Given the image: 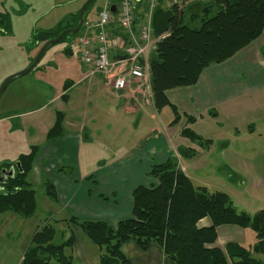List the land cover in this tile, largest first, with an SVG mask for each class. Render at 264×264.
<instances>
[{"label":"rangeland","instance_id":"obj_1","mask_svg":"<svg viewBox=\"0 0 264 264\" xmlns=\"http://www.w3.org/2000/svg\"><path fill=\"white\" fill-rule=\"evenodd\" d=\"M85 1L0 0V16L9 22L8 32L0 34V88L7 78L25 70L44 45H37L33 35L54 30L61 21L79 13ZM105 2L94 1L86 12L87 22L96 21L95 16ZM89 13L94 20H87ZM146 15L138 22V27L145 22ZM116 24L117 19L112 25ZM1 29L4 26L0 24ZM111 41L120 44L123 39L113 33ZM69 44L63 41L48 48L30 73L10 81L0 95V168L14 166L21 155L29 153L31 146H42L58 113L63 114V121L77 123L86 119L85 140L90 139L92 143L86 147V153L77 167L83 174L99 164H115L118 156L127 155L132 149L139 139L138 134H144V139L148 129L154 127L156 136L149 134L150 138L163 136L174 153L181 147L195 151L190 158L178 156V163L193 186L204 187L210 193L228 195L238 212L253 215L264 210V31L246 50L204 70L197 87L176 88L168 93L169 101L176 106L180 116L177 123L170 125L174 114L169 107H165L159 116L155 111L152 114L147 112V117L141 119L142 123L136 131L134 124L137 117L125 116L122 111H119V116L112 115V111L117 110L115 100L111 99L117 95L116 91L105 87V76L91 72L79 62L77 43L73 41ZM68 47L71 56L65 54ZM151 52L149 50V56ZM81 68H85V74L91 78L73 90L71 96L75 100L69 104L66 97L61 98L67 94L65 88L70 82L67 76ZM134 85L130 89L135 88ZM104 90L112 95H105L107 91ZM145 91L151 95L150 89L146 88ZM128 101L131 103L134 99ZM213 109L217 112L215 117L210 116ZM185 115L197 119L193 127L187 125ZM90 116L95 119L94 125H90L93 119ZM106 123L111 125L108 131L104 130ZM249 127H254L253 132H248ZM183 128L191 129L203 141H211V146L201 148L198 142L181 137ZM62 166L65 175L73 174L74 168L67 165V161H62ZM71 169L72 173L69 174ZM27 181L35 191L36 212L30 220L25 221L24 228L35 223L40 226L52 216L49 212L58 209L55 201L46 196L44 185L34 182L32 173ZM54 222L49 221L50 224ZM208 223V220H203L199 225ZM60 230L61 227L55 225L56 244L62 241ZM230 241L250 249L255 238L249 229L219 227L215 244L224 248V244ZM254 257L264 261L262 256Z\"/></svg>","mask_w":264,"mask_h":264},{"label":"trees","instance_id":"obj_2","mask_svg":"<svg viewBox=\"0 0 264 264\" xmlns=\"http://www.w3.org/2000/svg\"><path fill=\"white\" fill-rule=\"evenodd\" d=\"M161 1L151 11L150 17L153 39L162 38L155 43L148 59L149 89L154 109L160 112L169 107L174 114L170 123L173 125L180 116L167 93L176 88L197 85L204 70L226 62L260 37L264 31V0H192L166 9L160 5ZM93 3L84 11V22L86 12ZM142 3L148 13V0ZM78 14L64 19L54 30L35 33L33 41L37 45L45 44L64 30L76 28ZM141 18L135 17L132 32L135 31L136 20ZM0 24L4 26L0 34L7 33L9 22L0 16ZM82 31L83 28L74 36L66 35L59 42L68 41L70 46ZM111 33L118 34L125 44H129V33L121 30L118 24L112 25ZM65 54L72 55L69 47ZM65 97L67 100L66 95L61 98ZM58 114L47 132V141L63 135V114ZM210 116L215 117L216 113L210 112ZM185 117L187 125L194 124V117ZM253 129L249 127L248 132H253ZM180 136L190 142H198L201 148L205 146L208 149L212 144L209 140L203 141L189 128H183ZM38 152L39 147L31 146L28 154L18 158L21 172L15 165L0 168V171H8L14 167L13 177L0 181V214L12 213L24 219L34 216L35 191L27 177ZM177 152L184 158H190L195 153L182 147ZM63 168L60 167L58 172L63 173ZM68 173H72V169ZM147 176L156 183L133 190L130 219L119 222L115 227L103 221L68 220L99 249V264H130L122 251L123 245L130 240L141 251L155 244L173 264H264V261L254 257H264V210L253 215L238 212L228 195L210 193L204 187L193 186L179 167L175 155L161 164L150 166ZM43 185L46 196L55 201L52 182L46 180ZM203 220L209 223L199 225ZM49 221L48 217L36 228L22 264H73L66 250L72 248L74 236L70 235L56 244L55 224L59 222L50 224ZM222 226L249 229L255 238L252 248L247 249L232 241L225 243L224 248L217 246L218 228Z\"/></svg>","mask_w":264,"mask_h":264},{"label":"crops","instance_id":"obj_3","mask_svg":"<svg viewBox=\"0 0 264 264\" xmlns=\"http://www.w3.org/2000/svg\"><path fill=\"white\" fill-rule=\"evenodd\" d=\"M143 1L139 0L140 3L137 4L134 11L135 17L146 15ZM180 1V4H186L192 0ZM160 5L166 9L171 6V2L170 0H162ZM87 20H94V16L89 13ZM140 20H136L135 31L130 34V41L138 37L137 29ZM246 48L243 50H246ZM120 55L121 53L118 50L113 51L114 57ZM64 64L68 65L67 62H64ZM84 70L85 68H81L76 72H70L71 74L67 76L70 81L66 89L69 104L75 100V97L71 96L73 90L86 82L87 78H91L87 76L88 74H85ZM72 73H74L73 77ZM99 78L102 82L104 81L102 77L99 76ZM134 86L136 87L128 91L116 92L117 95L111 99L115 100L117 104V110L112 111L113 116H119V111H122L125 116L135 115L137 117L134 124V131H136L142 123L140 122L141 119L144 116L147 117V112L152 114L155 111L158 116L160 112L154 109L151 95L146 94V88L142 89L139 85ZM197 86L189 88L192 89ZM105 87L110 88L107 83ZM105 91L107 90L103 92ZM108 93L110 92L107 91L105 95ZM131 98L134 101L130 103L128 100ZM211 111L216 112L214 109ZM91 118L93 117L90 116ZM94 120V118L91 120L90 125H94ZM196 121L195 118L194 124ZM193 125L191 126L193 127ZM110 126L106 123L104 130L108 131ZM85 131L86 119L77 123L71 120L63 121L62 137L52 141L46 140L39 147L38 155L33 162L28 177L32 173V178L37 184H44L46 180L52 182L56 194L55 203L58 209L55 212H49L52 215L49 218L59 222H55V225L61 227V242L70 235L74 236L72 248L66 250V253L72 257L73 264H99V249L78 227L69 224L68 220L74 218L80 221H103L115 227L119 222L130 219L132 217L133 190L139 186L149 187L156 183L147 176L150 166L165 162L171 155L176 154L178 161L179 157L177 154L178 148L174 153L169 142L163 136L150 138L151 134L156 136L155 133H157L153 127L148 129L147 136L144 139V134H138L140 135L139 139L133 144L132 149L127 152V155L118 156L115 164H99L93 169L94 171L88 170L83 174L78 171L77 167L81 164L83 154L86 153V147L91 146L92 143L90 139L84 140ZM130 155L132 156L129 157ZM126 158L128 160L122 162ZM62 161H67V165L74 168L72 175L58 172ZM30 219L25 220L12 213L0 214V264H22L23 255L38 227V223H35L24 228L25 221ZM122 251L130 264H173L155 244H152L146 251H141L135 242L130 240L123 245Z\"/></svg>","mask_w":264,"mask_h":264},{"label":"built area","instance_id":"obj_4","mask_svg":"<svg viewBox=\"0 0 264 264\" xmlns=\"http://www.w3.org/2000/svg\"><path fill=\"white\" fill-rule=\"evenodd\" d=\"M158 2L159 0H148L147 19L138 27L137 39H133L129 44L111 41V27L117 19L120 29L130 35L135 24L134 8L138 0H106L97 12L96 21L83 23V31L76 41L79 48L78 60L91 72L105 76L109 87L116 92L128 91L132 84L149 88V50L153 51L155 43L162 38L153 39L150 25L151 11ZM170 2L172 6L181 1ZM113 5L116 9L115 15L110 12ZM115 45L118 46L116 50L121 53L122 59L118 58L120 56H113Z\"/></svg>","mask_w":264,"mask_h":264},{"label":"water","instance_id":"obj_5","mask_svg":"<svg viewBox=\"0 0 264 264\" xmlns=\"http://www.w3.org/2000/svg\"><path fill=\"white\" fill-rule=\"evenodd\" d=\"M95 0H86L85 3L83 4V6L81 7L80 11H79V14H78V24L76 26V28L74 29H67V30H64L62 33H60V35L53 39V40H50L48 42H46L42 47L41 49L39 50L37 56L35 57V59L33 60V62L31 63L30 66H28L25 70L15 74V75H12L10 76L9 78H7L5 80V82L3 83V85L1 86L0 88V95L2 94V92L4 91L5 87L8 85V83L10 81H12L13 79L17 78V77H20V76H24L28 73H30L36 66L37 64L39 63V61L41 60V58L43 57L44 53L47 51V49L51 46V45H54V44H57L63 37H65L66 35H76L79 33L80 29L82 28L83 26V15H84V11L85 9L87 8V6L93 2ZM110 12L115 15L116 14V9H115V6L113 5L111 8H110ZM15 167L19 170V172H21L20 170V166H19V163H16L15 164ZM13 174H14V167H11L8 171L7 170H2L0 171V181H3L5 180L7 177H13Z\"/></svg>","mask_w":264,"mask_h":264}]
</instances>
